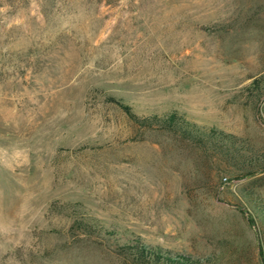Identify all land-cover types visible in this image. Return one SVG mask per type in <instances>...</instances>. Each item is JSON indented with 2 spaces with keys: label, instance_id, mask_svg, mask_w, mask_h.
<instances>
[{
  "label": "rangeland",
  "instance_id": "374dc122",
  "mask_svg": "<svg viewBox=\"0 0 264 264\" xmlns=\"http://www.w3.org/2000/svg\"><path fill=\"white\" fill-rule=\"evenodd\" d=\"M112 98L231 133L233 153ZM254 199L264 0H0V264H130L116 244L134 236L264 264Z\"/></svg>",
  "mask_w": 264,
  "mask_h": 264
},
{
  "label": "trees",
  "instance_id": "16d2710c",
  "mask_svg": "<svg viewBox=\"0 0 264 264\" xmlns=\"http://www.w3.org/2000/svg\"><path fill=\"white\" fill-rule=\"evenodd\" d=\"M126 113L130 120L145 128H158L171 132L181 139L204 146L210 145L216 149L225 148V155H231L230 145H235L236 136L227 133L216 127L206 128L187 118L186 114L178 110H170L164 114H151L146 117H139L129 105L117 98H112ZM247 170L244 175L250 174ZM252 199V198H251ZM255 206V213L261 210L264 213V201L251 200ZM257 211V212H256ZM258 214L249 211L248 220L255 223ZM84 227L86 223L80 222ZM262 239V238H261ZM117 253L129 260L130 264H209L207 258L194 257L190 254L175 252L161 245H152L141 239L139 236L129 237L118 241Z\"/></svg>",
  "mask_w": 264,
  "mask_h": 264
}]
</instances>
